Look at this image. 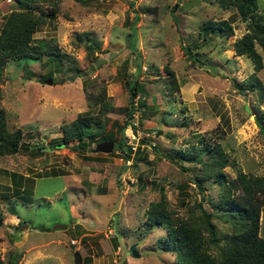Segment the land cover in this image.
Listing matches in <instances>:
<instances>
[{"label": "rangeland", "instance_id": "374dc122", "mask_svg": "<svg viewBox=\"0 0 264 264\" xmlns=\"http://www.w3.org/2000/svg\"><path fill=\"white\" fill-rule=\"evenodd\" d=\"M40 2L50 11L48 0ZM257 2L264 13V0ZM15 4L0 0V26ZM57 5L33 37L45 39L58 52L9 58L0 81V107L9 128H21L25 144L0 155L2 264L15 252L20 253L16 264H76L74 250L92 264H173L174 252L164 248L165 227L146 221V210L160 199L161 189L175 215L185 216L188 205L201 199L215 213L219 233L230 231V221L208 201L218 197L219 185L205 181L203 197L190 179L198 164L168 156L176 148H201L203 156L205 141H219L229 157L223 167L228 177L240 171L264 174V131L257 122L264 99L259 100L256 84L258 77L264 87V51L256 43L263 61L256 70L232 46L248 30V21L217 0H57ZM210 18H228L234 33L206 32L203 23ZM83 31L91 35V51ZM137 62L144 91L134 100L144 98L146 105L134 112V120L143 118L142 124L125 128L130 147L123 146L125 152L116 146L130 105L125 80L132 79ZM167 68L179 86L173 92L166 86ZM82 70L87 73L69 78ZM49 76L52 83L45 82ZM90 84L105 86L111 109L103 133L115 142L113 150L95 151L98 136L87 142L86 150L72 146L77 140L51 147L63 134V123L79 112L97 110L98 105L90 108L85 94ZM14 171L23 175L22 186L32 192V202L12 194ZM259 224L264 237V204ZM131 244L138 256L127 251Z\"/></svg>", "mask_w": 264, "mask_h": 264}, {"label": "trees", "instance_id": "16d2710c", "mask_svg": "<svg viewBox=\"0 0 264 264\" xmlns=\"http://www.w3.org/2000/svg\"><path fill=\"white\" fill-rule=\"evenodd\" d=\"M41 0H15L12 6L3 15L0 26V81L4 68L9 58H40L47 53L58 52V48L49 45L45 39L33 37L40 23H44L47 16L53 15L58 9L57 0H48L51 9L45 11L41 5ZM221 8H235L240 18L247 20V31L237 37L232 46L236 54L248 56L256 70L263 66L262 55L256 49L258 43L264 51V13L258 11L257 0H217ZM133 3V2H131ZM137 18V16H136ZM203 29L212 31L220 36H229L234 33V25L228 18L208 19L203 23ZM85 35L86 48L93 49L88 31H83ZM190 58L196 60V54L191 52V48L186 47ZM140 62L136 64V70L132 79H126L125 83L129 91V102L127 119L120 125L122 137L117 141L116 148L126 152L123 146L130 147L126 143L125 128L133 125L134 112L139 105H146L144 98L135 102L134 97L144 91L143 85L138 79ZM166 86L170 92L178 89L174 72L167 68ZM259 100L264 99V87L258 77ZM86 97L90 108L96 111L79 112L77 116L68 123H63L61 128L63 134L58 139L50 142L51 147L68 145L69 141L77 140L72 144L74 148L86 150L88 143L91 144L95 137L99 140L110 138L103 133V120L107 116L111 104L107 100L105 86L96 87V84L85 86ZM90 110V109H89ZM262 123L261 130L264 131V113L258 115ZM143 118H138L137 123L142 124ZM84 137L88 138L83 140ZM23 132L20 127L9 128L7 124L6 110L0 107V155L17 152L23 144ZM202 136L201 139H204ZM88 142V143H87ZM115 143V142H114ZM34 147V144H29ZM43 147V145H42ZM204 155H200L201 148L196 151L176 148V154L168 157L174 161L181 160L197 163L192 166L193 175L190 177L198 190L203 194V183L205 181H215L219 185L217 198L209 197L211 207L218 211L221 216L230 221V228L223 233H219L217 224L213 220L215 213L202 206L200 199L193 205H188L185 216L175 215L174 209L169 207L165 193L161 189L160 199L151 202L146 210V221L148 225H160L166 229V243L164 248L174 252L173 264H264V237L259 234V217L262 204H264V174L254 175L243 171L238 172L234 177H228L223 167L230 163L228 154L225 152L219 141L204 142ZM91 158L90 155H84ZM128 153L125 158H128ZM183 169H190L183 166ZM13 176L12 194L18 195L25 202H32V192L23 185V175L18 172H11ZM27 183V182H25ZM22 186V193L19 191ZM161 187V186H160ZM202 197V198H203ZM0 194V220L3 218ZM196 207L199 210H196ZM18 216V215H17ZM19 221L18 227L20 229ZM27 226V224H24ZM215 249V252H212ZM76 264H92L91 261H83L79 250H74ZM7 264H16L20 253L10 254ZM3 263L0 258V264Z\"/></svg>", "mask_w": 264, "mask_h": 264}, {"label": "water", "instance_id": "95a60500", "mask_svg": "<svg viewBox=\"0 0 264 264\" xmlns=\"http://www.w3.org/2000/svg\"><path fill=\"white\" fill-rule=\"evenodd\" d=\"M177 4H175L174 7H176ZM90 68H92V66H90ZM87 73L86 70H82V71H76L75 73L69 75V78L70 79H74L75 76H83ZM45 82H48V83H52L53 82V77L49 76L45 79ZM247 108V107H246ZM257 122L261 125V122L260 120H257ZM113 147H114V141L113 140H109V139H106V140H100L98 142H96L95 146H94V150L95 151H102V152H110L113 150ZM129 253H131L132 255L134 256H138V252L136 251L135 249V244H131L130 245V248L127 250Z\"/></svg>", "mask_w": 264, "mask_h": 264}, {"label": "built area", "instance_id": "2783aa9c", "mask_svg": "<svg viewBox=\"0 0 264 264\" xmlns=\"http://www.w3.org/2000/svg\"><path fill=\"white\" fill-rule=\"evenodd\" d=\"M133 124L136 125V124H137V121L134 120V121H133ZM130 126H131L132 128H134L133 125H130ZM134 129H135V128H134Z\"/></svg>", "mask_w": 264, "mask_h": 264}]
</instances>
